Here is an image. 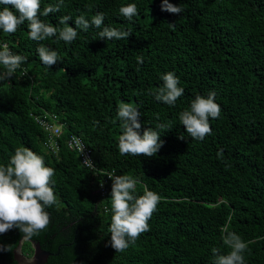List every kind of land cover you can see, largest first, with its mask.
Wrapping results in <instances>:
<instances>
[{
    "label": "trees",
    "instance_id": "16d2710c",
    "mask_svg": "<svg viewBox=\"0 0 264 264\" xmlns=\"http://www.w3.org/2000/svg\"><path fill=\"white\" fill-rule=\"evenodd\" d=\"M56 2L41 0V11ZM132 3L138 15L128 21L119 8ZM169 3L184 11H162V0H65L59 13L40 17L58 25L62 15L74 20L103 13V26L131 31L122 40H100L102 29L95 27L77 30L72 43L55 37L33 41L27 22L12 34L0 30L10 50L27 58L11 79L0 81V165H7L17 148L31 149L55 170L57 199L46 208L50 223L40 235L25 240L16 228L0 233V246H10L0 251L4 261L15 264L20 241L29 256L32 242L40 241L52 252L46 264H212V249L226 253L221 237L233 231L247 243L245 264H264V0ZM41 44L58 53L51 68L39 59ZM169 71L184 89L175 106L152 95ZM209 91L216 93L220 116L209 118L210 135L194 140L180 125L179 113ZM121 103L139 109L141 135L171 122L155 156L120 155ZM44 110L65 124L57 153L44 145L48 132L35 119ZM73 133L92 148L100 168L134 178L137 196L147 190L160 197L150 230L124 252L108 244L112 184L101 195V175L67 146Z\"/></svg>",
    "mask_w": 264,
    "mask_h": 264
},
{
    "label": "clouds",
    "instance_id": "9594fccd",
    "mask_svg": "<svg viewBox=\"0 0 264 264\" xmlns=\"http://www.w3.org/2000/svg\"><path fill=\"white\" fill-rule=\"evenodd\" d=\"M0 5H5L0 10V30L12 34L17 31L18 26L27 22L28 37L37 42L55 37L57 41L72 43L78 35L77 30L87 31L90 27L102 29L98 33L100 40L128 39L132 34L130 30L103 26L105 16L99 12L90 19L85 14L78 15L74 20L70 15H62L58 18V25L45 23L40 18L59 13L61 8L66 6L65 0L48 4L42 11L41 0H0ZM86 7L91 11V5ZM161 10L172 14H181L184 11L180 6L169 3V0H162ZM119 14L132 21L133 17L138 15L137 5L132 3L121 6ZM69 21H73L75 27L69 26ZM168 25L170 28L175 27L174 23ZM37 52L42 64L48 68L59 60L57 51L43 44L37 48ZM136 59L138 64H143L142 56ZM26 62V57L15 54L8 45H3L0 50V65L4 71L0 72V81L11 79L16 70ZM160 79L163 83L152 95L157 101L175 106L177 99L184 94V89L178 86L179 78L169 71L162 74ZM215 97V91H209L206 97L197 95L191 101L190 107L179 113L180 125L184 126L190 138L203 141L211 134L209 118L218 119L221 112ZM117 114L122 129L118 139L120 155L153 157L164 144L160 138L161 132L172 129L171 122H167L156 126L159 131L148 127L141 135V114L137 107L121 103ZM178 139H184V136L180 135ZM84 162L91 163V160L86 159ZM54 174L55 170L45 166L42 156L26 147L17 148L8 164L0 165V233L16 228L22 233L23 239L31 240L48 227L50 215L46 208L57 203L53 190ZM108 177L112 180V216L108 229L111 238L108 244L115 252H124L142 233L150 230L148 222L157 210L160 197L157 193L147 190L143 195L137 196V181L128 175ZM221 240L227 252L221 253L218 248H213L212 264H245L244 253L248 246L242 237L236 232L225 231ZM0 251H10V246H0Z\"/></svg>",
    "mask_w": 264,
    "mask_h": 264
},
{
    "label": "built area",
    "instance_id": "2783aa9c",
    "mask_svg": "<svg viewBox=\"0 0 264 264\" xmlns=\"http://www.w3.org/2000/svg\"><path fill=\"white\" fill-rule=\"evenodd\" d=\"M5 44L9 47V44L0 38L1 47ZM35 119L48 132V137L44 140V145L47 149L57 153L60 148L59 137L62 136L65 124L60 120L56 113L48 110L35 114ZM67 146L80 155L81 161L86 168L91 170L95 175H101L98 191L101 195L105 196L109 190V186L112 184V180L108 176L118 175L116 171L114 169L110 170L100 168L94 160L92 148L88 146L79 134H71V136L67 139ZM86 159H90L91 163H85L84 161Z\"/></svg>",
    "mask_w": 264,
    "mask_h": 264
},
{
    "label": "water",
    "instance_id": "95a60500",
    "mask_svg": "<svg viewBox=\"0 0 264 264\" xmlns=\"http://www.w3.org/2000/svg\"><path fill=\"white\" fill-rule=\"evenodd\" d=\"M33 254L29 256L25 254L22 249V241H20L18 247L14 250L15 264H46L49 256L52 254L50 250L42 247L40 241H33ZM0 264H10L9 261H4L0 258Z\"/></svg>",
    "mask_w": 264,
    "mask_h": 264
}]
</instances>
